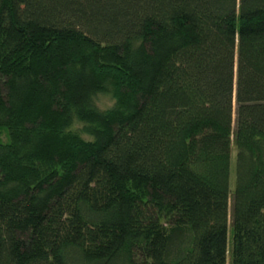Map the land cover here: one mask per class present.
<instances>
[{"label":"trees","instance_id":"trees-1","mask_svg":"<svg viewBox=\"0 0 264 264\" xmlns=\"http://www.w3.org/2000/svg\"><path fill=\"white\" fill-rule=\"evenodd\" d=\"M0 264H264V0H0Z\"/></svg>","mask_w":264,"mask_h":264},{"label":"clouds","instance_id":"clouds-1","mask_svg":"<svg viewBox=\"0 0 264 264\" xmlns=\"http://www.w3.org/2000/svg\"><path fill=\"white\" fill-rule=\"evenodd\" d=\"M116 101H113V107L115 106ZM69 129H65V133L67 134Z\"/></svg>","mask_w":264,"mask_h":264},{"label":"rangeland","instance_id":"rangeland-1","mask_svg":"<svg viewBox=\"0 0 264 264\" xmlns=\"http://www.w3.org/2000/svg\"><path fill=\"white\" fill-rule=\"evenodd\" d=\"M103 102H104V103H108L105 99H103ZM232 160H233V156H232ZM232 160H231V161H232ZM232 164H233V163H232Z\"/></svg>","mask_w":264,"mask_h":264}]
</instances>
